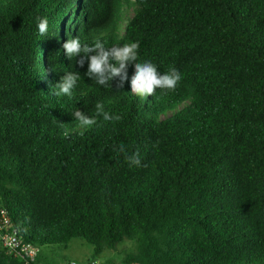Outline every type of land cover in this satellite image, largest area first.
<instances>
[{
    "label": "trees",
    "instance_id": "trees-1",
    "mask_svg": "<svg viewBox=\"0 0 264 264\" xmlns=\"http://www.w3.org/2000/svg\"><path fill=\"white\" fill-rule=\"evenodd\" d=\"M74 37L139 42L138 62L182 80L152 97L98 85L64 54ZM70 71L72 96L52 94ZM0 207L40 248L130 240L126 264H264V0H0ZM0 264L26 263L0 247Z\"/></svg>",
    "mask_w": 264,
    "mask_h": 264
},
{
    "label": "clouds",
    "instance_id": "clouds-1",
    "mask_svg": "<svg viewBox=\"0 0 264 264\" xmlns=\"http://www.w3.org/2000/svg\"><path fill=\"white\" fill-rule=\"evenodd\" d=\"M37 27L40 36H47L49 21L46 17L37 18ZM65 56L73 60L79 68L87 65L85 76L101 86H113L124 89L125 83L130 82L131 92L141 97H152L157 89L161 92H174L182 75L176 68L168 72L160 73L155 64L151 62H138L139 42H129L122 46L106 48L104 43L97 39L94 44H82L78 37L66 39L62 44ZM133 68V73L129 77V68ZM80 72H67L60 77V80L52 86V94L56 96L71 97L78 81ZM96 117L102 116L105 122L115 123L120 121V115L111 114L105 111L104 104L97 102L95 105ZM74 120L78 121L80 127L91 128L96 125V117H90L82 110L71 113ZM64 135L68 132L65 130ZM118 154H123L125 161L130 166H143L139 150L129 154L126 147L121 144L114 148Z\"/></svg>",
    "mask_w": 264,
    "mask_h": 264
},
{
    "label": "rangeland",
    "instance_id": "rangeland-1",
    "mask_svg": "<svg viewBox=\"0 0 264 264\" xmlns=\"http://www.w3.org/2000/svg\"><path fill=\"white\" fill-rule=\"evenodd\" d=\"M134 10L127 8L121 21L120 31L124 33L128 19ZM44 264H126L120 259L128 252L136 250L133 241L125 240L118 245L117 249H107L101 255L94 253V246L82 239H72L67 247L60 245H43L41 247ZM134 264V263H133Z\"/></svg>",
    "mask_w": 264,
    "mask_h": 264
},
{
    "label": "built area",
    "instance_id": "built-area-1",
    "mask_svg": "<svg viewBox=\"0 0 264 264\" xmlns=\"http://www.w3.org/2000/svg\"><path fill=\"white\" fill-rule=\"evenodd\" d=\"M0 247L11 257L20 259L26 264H36L41 253L39 246L26 241L20 235L5 207H0Z\"/></svg>",
    "mask_w": 264,
    "mask_h": 264
},
{
    "label": "crops",
    "instance_id": "crops-1",
    "mask_svg": "<svg viewBox=\"0 0 264 264\" xmlns=\"http://www.w3.org/2000/svg\"><path fill=\"white\" fill-rule=\"evenodd\" d=\"M41 252H42V251H41ZM39 262H40V264H44V263H43V262H44V260H43V255H42V254H40Z\"/></svg>",
    "mask_w": 264,
    "mask_h": 264
}]
</instances>
